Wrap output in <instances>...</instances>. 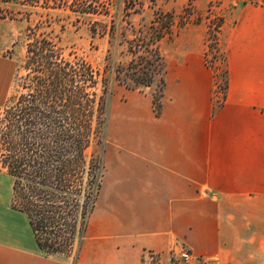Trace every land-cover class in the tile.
Wrapping results in <instances>:
<instances>
[{
	"label": "crops",
	"instance_id": "obj_1",
	"mask_svg": "<svg viewBox=\"0 0 264 264\" xmlns=\"http://www.w3.org/2000/svg\"><path fill=\"white\" fill-rule=\"evenodd\" d=\"M224 5V103L214 108L208 74H187L161 115L141 116L104 177L110 224L93 233L90 221L76 258L45 255L26 214L0 204V264H114V246L117 264L182 247L211 264H264V0ZM9 83L0 69V106Z\"/></svg>",
	"mask_w": 264,
	"mask_h": 264
},
{
	"label": "trees",
	"instance_id": "obj_2",
	"mask_svg": "<svg viewBox=\"0 0 264 264\" xmlns=\"http://www.w3.org/2000/svg\"><path fill=\"white\" fill-rule=\"evenodd\" d=\"M17 7L68 9L78 21L110 14L102 0H0V23L23 13ZM167 16L163 22L158 13L148 35L124 41L133 59L118 70V80L124 73L150 87L161 76L164 84L159 42L174 33V15ZM114 28L94 22L91 30L105 37ZM28 37L20 90L0 107V167L13 179L11 206L28 217L38 248L71 256L87 237L105 177L102 158L88 150L107 126L108 66L102 71L83 57L66 56L38 30Z\"/></svg>",
	"mask_w": 264,
	"mask_h": 264
},
{
	"label": "rangeland",
	"instance_id": "obj_3",
	"mask_svg": "<svg viewBox=\"0 0 264 264\" xmlns=\"http://www.w3.org/2000/svg\"><path fill=\"white\" fill-rule=\"evenodd\" d=\"M109 6V16H92L77 20L76 14L64 9L20 8L13 19L0 23V69L10 70V83L4 93L1 106L19 92V78L24 75L21 67L26 57L28 35L31 30L46 34L64 50L66 56L83 57L102 71L108 66L109 94L107 126L100 141H94L88 150L89 156H99L105 165V174L119 172V158L123 144L136 142L140 118L144 114L159 116L172 89L187 74L196 79L210 76V87L214 90V108L224 103L227 89V66L225 53L219 44V33L224 21V0H102ZM231 5V4H230ZM158 13L163 22L167 14L174 15V33L159 42L164 58V84L157 76L150 87L134 84L124 73L117 79L118 70L130 64L133 57L127 53L125 40L143 33L148 35ZM187 18L188 21L185 22ZM94 22H102L114 28V35L105 37L92 33ZM124 34V37H123ZM109 58V60H107ZM0 106V107H1ZM117 160V161H116ZM118 164H117V163ZM105 180V179H104ZM98 200L97 209L91 217L93 233H104L105 222L110 224L106 198V184ZM13 179L0 167V204L11 203ZM110 227V225H106ZM102 228V230H101ZM90 236V233L87 237ZM79 247L72 253L77 257ZM177 252L166 254L142 251L135 264H184ZM114 246V264L122 262ZM203 258V257H202ZM207 264H211L203 258ZM132 264V263H131Z\"/></svg>",
	"mask_w": 264,
	"mask_h": 264
},
{
	"label": "built area",
	"instance_id": "obj_4",
	"mask_svg": "<svg viewBox=\"0 0 264 264\" xmlns=\"http://www.w3.org/2000/svg\"><path fill=\"white\" fill-rule=\"evenodd\" d=\"M179 255L184 264H207L202 257L195 255L187 249H182Z\"/></svg>",
	"mask_w": 264,
	"mask_h": 264
}]
</instances>
